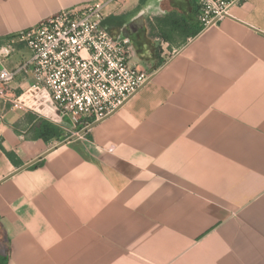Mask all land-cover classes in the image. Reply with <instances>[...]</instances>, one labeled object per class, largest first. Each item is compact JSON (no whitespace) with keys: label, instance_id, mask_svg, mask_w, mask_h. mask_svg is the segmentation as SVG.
I'll use <instances>...</instances> for the list:
<instances>
[{"label":"crops","instance_id":"obj_1","mask_svg":"<svg viewBox=\"0 0 264 264\" xmlns=\"http://www.w3.org/2000/svg\"><path fill=\"white\" fill-rule=\"evenodd\" d=\"M96 1L0 0V47ZM103 14L150 81L82 135L31 72L1 88L0 264H264V0L207 30L196 0Z\"/></svg>","mask_w":264,"mask_h":264},{"label":"built area","instance_id":"obj_2","mask_svg":"<svg viewBox=\"0 0 264 264\" xmlns=\"http://www.w3.org/2000/svg\"><path fill=\"white\" fill-rule=\"evenodd\" d=\"M112 1L117 0L63 10L1 46L0 60L10 57L17 43L30 56L15 69L0 70V94L19 74L31 72V88L48 91L58 111L84 130L120 109L149 75L130 64L129 39L115 37L103 25V10ZM238 2L196 0L203 29L228 17Z\"/></svg>","mask_w":264,"mask_h":264},{"label":"water","instance_id":"obj_3","mask_svg":"<svg viewBox=\"0 0 264 264\" xmlns=\"http://www.w3.org/2000/svg\"><path fill=\"white\" fill-rule=\"evenodd\" d=\"M149 81H150V80L148 79V80L145 82V84H144L141 88H143V87H144ZM141 88H140V89H141ZM140 89H139V90H140ZM107 118H108V117H107ZM104 120H105V119H104ZM102 121H103V120H102ZM102 121L95 122V123L91 124L88 128H86L85 130H83V131L81 132V135L84 134L86 131L93 129V128L96 127L98 124H100ZM75 139H76V137H75V136H72V137L68 138L66 141H64V142L62 143V145L65 144V143H68V142H70V141H73V140H75ZM43 157H44V156H42V158H43ZM37 161H38V160H35V161L31 162V163L28 164L25 168H27V167L33 165V164L36 163Z\"/></svg>","mask_w":264,"mask_h":264},{"label":"trees","instance_id":"obj_4","mask_svg":"<svg viewBox=\"0 0 264 264\" xmlns=\"http://www.w3.org/2000/svg\"><path fill=\"white\" fill-rule=\"evenodd\" d=\"M56 134H57V132H56V129L55 128L50 127L47 124H43V126H41L40 135L44 139H49L50 137H53Z\"/></svg>","mask_w":264,"mask_h":264}]
</instances>
